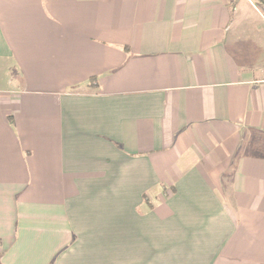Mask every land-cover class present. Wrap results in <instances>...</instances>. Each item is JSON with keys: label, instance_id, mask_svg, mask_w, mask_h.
<instances>
[{"label": "crops", "instance_id": "0c3cea01", "mask_svg": "<svg viewBox=\"0 0 264 264\" xmlns=\"http://www.w3.org/2000/svg\"><path fill=\"white\" fill-rule=\"evenodd\" d=\"M0 264H264V4L0 0Z\"/></svg>", "mask_w": 264, "mask_h": 264}, {"label": "trees", "instance_id": "16d2710c", "mask_svg": "<svg viewBox=\"0 0 264 264\" xmlns=\"http://www.w3.org/2000/svg\"><path fill=\"white\" fill-rule=\"evenodd\" d=\"M262 4H264V0H259Z\"/></svg>", "mask_w": 264, "mask_h": 264}]
</instances>
